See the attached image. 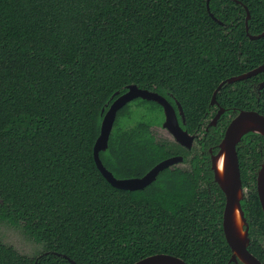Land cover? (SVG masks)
Wrapping results in <instances>:
<instances>
[{
  "label": "trees",
  "instance_id": "trees-1",
  "mask_svg": "<svg viewBox=\"0 0 264 264\" xmlns=\"http://www.w3.org/2000/svg\"><path fill=\"white\" fill-rule=\"evenodd\" d=\"M207 1L0 0V219L44 248L28 257L0 242V264H134L157 254L187 264H236L209 149L218 151L240 111L264 116V73L217 93L213 111L227 113L202 139L205 154L194 155L191 170L166 169L130 192L113 187L93 155L102 109L117 92L136 85L175 108L177 101L184 129L195 133L220 84L264 64V37H249L264 33V0H211L210 11ZM134 111L154 117L129 127L123 121ZM160 116L159 104L142 99L118 112L100 154L116 179L141 178L186 155L156 139ZM237 152L249 251L264 264L256 189L264 137L248 134Z\"/></svg>",
  "mask_w": 264,
  "mask_h": 264
},
{
  "label": "water",
  "instance_id": "water-1",
  "mask_svg": "<svg viewBox=\"0 0 264 264\" xmlns=\"http://www.w3.org/2000/svg\"><path fill=\"white\" fill-rule=\"evenodd\" d=\"M211 0L207 1V8L210 11ZM248 13V11H247ZM213 17V15H211ZM250 19L249 13L246 19V25ZM249 31L247 26V32ZM249 35V33H248ZM251 40H258L264 37V33L259 36L249 35ZM261 73H264V64L246 74L238 77H233L225 82H222L218 89L215 91L211 105L217 104V93L225 84H233L239 81H245L252 77H255ZM264 81L260 84L259 90H263ZM117 96V97H116ZM116 99L111 105H107V108H103L101 115L103 116L101 132L94 147V160L97 168L104 176V178L115 188L126 191H138L143 190L146 187L153 184L159 174L166 169L179 166L183 162L182 157H173L162 161L157 164L150 172L141 178H132L119 180L116 179L111 172H109L103 165L100 154L105 152L109 148V139L114 129V125L117 119L118 112L126 105L132 103L137 99L152 101L159 104L164 111L165 122L162 125L165 130L172 136L176 143L180 146L184 145L189 147L194 136L184 131L178 122L177 114L171 103L163 96L156 92L148 90H142L136 85H131L127 88V91L123 94L117 92L113 98ZM178 109L184 119V114L181 105L177 102ZM224 109H220L218 116L213 121V125L216 121L225 113ZM248 134H259L264 137V116L256 111H240L238 115L232 119L228 125L224 138L218 146V152L212 153L211 167L214 174V182L219 186L223 192L226 202L223 213V231L226 241L232 251L231 262L242 264H263L249 251L250 237H249V225L246 220L245 212L242 207V202L245 199V193L247 190L243 187L239 157L237 147ZM256 189L262 211L264 213V162L262 163L256 179ZM65 258V256H63ZM70 262L75 264L74 261ZM134 264H187L182 259L167 255L157 254L142 259Z\"/></svg>",
  "mask_w": 264,
  "mask_h": 264
},
{
  "label": "rangeland",
  "instance_id": "rangeland-1",
  "mask_svg": "<svg viewBox=\"0 0 264 264\" xmlns=\"http://www.w3.org/2000/svg\"><path fill=\"white\" fill-rule=\"evenodd\" d=\"M145 112H138L134 111L131 118L126 119L123 121V123L129 124V127H133L136 125L137 122L141 121L142 119H151V115L144 114ZM145 116V117H144ZM163 116H160L158 119L161 121V124H155V126L152 128V132L155 135L156 139L158 141H171L174 142V139L172 136L163 128L162 123L164 120H162ZM198 152V151H196ZM178 167L185 168V165H181ZM0 242L12 246L15 248L19 253L26 255L28 257H33L41 252V249L44 250L42 245H39L35 243L31 238L26 236L22 230L18 227H14L8 223H3L0 219Z\"/></svg>",
  "mask_w": 264,
  "mask_h": 264
},
{
  "label": "flooded vegetation",
  "instance_id": "flooded-vegetation-1",
  "mask_svg": "<svg viewBox=\"0 0 264 264\" xmlns=\"http://www.w3.org/2000/svg\"><path fill=\"white\" fill-rule=\"evenodd\" d=\"M213 98V97H212ZM134 102V101H133ZM212 102V101H211ZM171 103V102H170ZM175 104H176V108L174 107V109H175V111H176V114H177V118H178V122H179V125H180V127L184 130V131H187L186 129H184V126L186 125V118H185V114H184V111H183V114H184V119L185 120H183V117H182V115H181V113H180V110L178 109V106H177V101L175 102ZM182 107V106H181ZM213 107H217V104L215 105V106H212L211 105V111H210V113H209V115L207 116V118L205 119V124L204 125H202V127H201V131H197V132H195V133H189L188 131V134L189 135H191V136H194L195 137V139L193 140V142H192V144L189 146V147H187V146H184V145H179L178 143H176L175 142V140H174V142L173 143H175V144H177L178 146H180L185 152H186V155L184 156V155H178V156H172L171 158H173V157H182L183 158V162H181V164L179 165V166H181L182 164L183 165H185V168H182V167H178V166H174V167H178V168H181V169H187V170H191V168H192V161H193V159H194V155H196L197 154V152L196 151H200L201 152V154H205V152L204 151H201L202 149H203V146H202V139L204 140L206 137H207V135L209 134V132H210V130L212 129V128H215V127H217V125H218V123H219V121H220V119L227 113V112H225L217 121H216V124L215 125H213V121H214V119H216V117L218 116V113H219V110L220 109H217V111L215 110V111H213ZM163 109V108H162ZM221 109H223V108H221ZM182 110H183V108H182ZM225 110V109H224ZM226 111V110H225ZM238 115V114H237ZM236 115V116H237ZM235 116V117H236ZM163 117H164V121H163V123H162V125L164 124V122H165V115H164V111H163ZM234 117V118H235ZM232 121V120H231ZM230 124V123H229ZM161 125V126H162ZM169 142H171V141H169ZM172 143V142H171ZM218 152V151H217ZM216 152V153H217ZM209 153H210V161H211V156H212V153H214V154H216L215 152H214V149L213 148H210L209 149ZM169 159V158H168ZM212 166V165H211ZM173 167V168H174ZM211 169H212V167H211Z\"/></svg>",
  "mask_w": 264,
  "mask_h": 264
}]
</instances>
